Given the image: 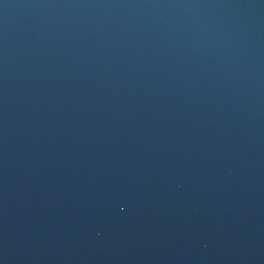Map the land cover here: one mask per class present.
I'll return each mask as SVG.
<instances>
[{
  "label": "water",
  "instance_id": "95a60500",
  "mask_svg": "<svg viewBox=\"0 0 264 264\" xmlns=\"http://www.w3.org/2000/svg\"><path fill=\"white\" fill-rule=\"evenodd\" d=\"M0 264H264V0H0Z\"/></svg>",
  "mask_w": 264,
  "mask_h": 264
}]
</instances>
